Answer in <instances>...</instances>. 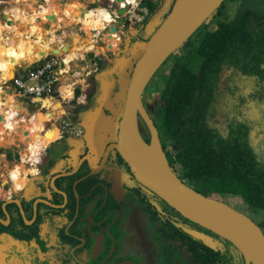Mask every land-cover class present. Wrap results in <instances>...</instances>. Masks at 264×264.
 <instances>
[{
  "label": "flooded vegetation",
  "instance_id": "obj_1",
  "mask_svg": "<svg viewBox=\"0 0 264 264\" xmlns=\"http://www.w3.org/2000/svg\"><path fill=\"white\" fill-rule=\"evenodd\" d=\"M162 2L139 3L126 16L128 29L115 22L118 50L130 57L137 43L150 41L175 0ZM197 32L199 39L185 59L187 52L177 51ZM193 55L201 58L198 69L189 64ZM181 68L198 82L195 139L203 140L206 149L196 143L194 169L182 157L185 147L180 159V148L163 132L162 106L155 116L145 103L147 93L161 86L163 105L166 82ZM98 95L86 93L83 104L66 110L75 134L54 127L56 136L45 141L38 161L29 160L25 174L20 172L23 155L16 154L19 175L12 170L0 179V264H247L230 241L186 218L138 180L114 146L118 132L115 139L111 134L91 137L85 125L90 112L111 114L105 107L99 110ZM142 96L177 176L247 214L264 233V0H223L158 67ZM138 116L142 136L150 142V129ZM183 125L181 119V131ZM189 231L211 237L216 248Z\"/></svg>",
  "mask_w": 264,
  "mask_h": 264
},
{
  "label": "water",
  "instance_id": "obj_2",
  "mask_svg": "<svg viewBox=\"0 0 264 264\" xmlns=\"http://www.w3.org/2000/svg\"><path fill=\"white\" fill-rule=\"evenodd\" d=\"M117 1H123L125 6H118L117 20H119L115 22L118 25L125 24V29H128L130 20L126 19V16L131 13L129 9L132 5L127 0ZM136 1L145 2V0ZM222 2L223 0H175L174 3L172 2L171 11L144 49L138 44L132 48L135 61L124 54V58L117 59L113 66L99 73L101 84L97 105L100 110L105 107L111 114L105 113V116L101 112V114L93 115L90 118L91 123H85V125H88L91 136L98 137H102V133L107 131L114 135V130L117 128L118 142L114 146L127 160L140 182L152 187L186 218L230 241L245 257L247 264H264V233L261 227L247 214L223 201L194 190L177 176L169 165L158 130L142 100L143 91L153 73L221 6ZM163 4L164 0L161 5ZM93 5L97 6L98 2H94ZM136 9L133 12L137 11ZM6 15L5 12L0 15L2 20H7ZM50 18L55 17L53 15ZM115 22L109 26L108 32L117 31ZM139 50L142 51L138 53ZM139 57L140 60H137ZM24 65L26 68L31 66L28 63ZM129 69L130 75L132 73L131 77H129ZM113 74H118L119 77H113ZM12 78L8 85L2 84L4 90L9 93L16 90ZM108 78H110L109 81ZM118 85L121 87V92L116 99L114 93ZM121 96L122 98L119 99ZM139 113L150 129V142L144 139L140 131ZM1 120L3 116L0 114ZM102 121L106 123L104 131L98 128ZM104 135V137L108 136V134ZM191 233L210 247L216 248V243L211 237L196 231Z\"/></svg>",
  "mask_w": 264,
  "mask_h": 264
},
{
  "label": "bare ground",
  "instance_id": "obj_3",
  "mask_svg": "<svg viewBox=\"0 0 264 264\" xmlns=\"http://www.w3.org/2000/svg\"><path fill=\"white\" fill-rule=\"evenodd\" d=\"M17 2L24 4V6H21L19 4L14 6V19H12L13 21L10 23L12 25L10 29L13 32L10 34V36H8L7 39H4L2 33H0V54H8L15 48L20 50L24 54L26 52V54L28 55L30 52V46H40L44 49L46 55L51 52L58 53V55L61 56L63 55L64 62L68 65V67H70L71 63L76 58H78V56L83 55L87 52L89 48L85 46L83 41H77V48L73 49L71 45L72 42H58L59 39L57 40L58 36L55 34V31H52L53 29L50 30L45 26L46 23L50 21L54 24L59 25V21L55 20L56 16H58L57 18L60 19V23L68 21L72 24L73 22L71 21H75L76 24H79L86 21L87 18H93V15L90 16L89 12H84L83 8L79 6L78 3L67 6L66 10L62 12L61 6L58 5V3L56 4L54 2H51L50 0L47 5H40L41 7L37 6L38 4L35 0H17ZM100 12L101 13H97V15H94L93 21L95 23V26L97 24L99 25L103 19L111 21V16L107 12V10L100 9ZM53 15L55 18H50V16ZM2 25L3 23L0 16V27H2ZM95 26L93 27V29H95ZM23 31H26L24 35H22ZM43 33H45V37L41 35ZM109 33L111 34L110 37H112L113 34L116 33V36L120 38L118 32ZM57 42L58 46L55 45V43ZM75 42L76 41H74L73 39V44H75ZM93 43L96 44L94 40ZM116 46H119V44L116 43ZM95 52L97 54L100 53L99 50H96ZM1 57L3 58V56ZM31 62L34 61L32 60ZM62 92L64 93V96L69 97L72 95V90L67 86L63 87ZM6 93V97H4L3 101L0 102V114L3 116V120L0 121V146H9L11 144H15L16 142H21L26 145V148L24 147L25 150L22 154L23 158L26 160H34L33 158H35L36 155L40 153V150L43 149L40 148L41 138L39 134L41 125L38 123V121H36L37 119H34V117H32L31 119H28L27 117L20 118L19 115L20 113H23L24 107H22V105L19 104L15 99H12L11 101L8 100L6 103L4 100H6L8 96H11L13 94L7 91ZM4 94L5 93H0V100L2 98V95ZM44 102L45 106L50 108L54 100L50 101L46 99V101L44 100ZM26 165L27 164H25V160H22L20 168L23 170L20 171L21 174H25ZM18 166L19 163H16L13 167L17 168ZM13 171L14 173H17L19 175L18 171H16L15 169H13Z\"/></svg>",
  "mask_w": 264,
  "mask_h": 264
},
{
  "label": "rangeland",
  "instance_id": "obj_4",
  "mask_svg": "<svg viewBox=\"0 0 264 264\" xmlns=\"http://www.w3.org/2000/svg\"><path fill=\"white\" fill-rule=\"evenodd\" d=\"M8 1V0H7ZM10 1V0H9ZM35 1H37V3L39 2L38 0H35ZM43 2L45 1V0H42ZM58 1V0H57ZM74 0H72V2H73ZM79 1V0H78ZM1 2V1H0ZM66 1H62V2H60L61 3V6L63 7V5H64V3H65ZM102 2V1H101ZM75 3H78L77 1L75 2ZM79 3H80V5L83 7L85 4L83 3V2H81V1H79ZM78 3V4H79ZM4 6H5V4H3V2H2V4L0 3V13L2 14L3 13V9H4ZM65 7V6H64ZM85 10H86V5H85V7H84V9H83V11L85 12ZM87 11V10H86ZM1 21H4V20H2L1 19ZM209 21V20H208ZM208 21H207V24H208ZM71 22H73V24L72 23H69L68 21H66V22H63V24H61V23H59V25L58 24H54L53 22H47L46 23V28H48V29H50V30H52V31H55V34L58 36V38L59 37H61V36H66V37H64V40L66 41V43L67 42H71V40H72V43H71V45H72V47H74L73 49H76L77 48V44H76V42H75V44H73V39H74V41H79V40H85L86 41V45H88V43H92L91 45H90V47H89V49L87 50V52H91V51H96V50H99L100 51V53L98 54V55H96V58H101V60L100 61H102V63L100 64L99 63V66L97 67L94 63H95V61H88V64L86 63V62H84V63H80L79 62V60H81L82 59V57L81 56H83V55H85V54H83V55H81V56H78V58H81V59H75L76 61H75V63H78V64H86V66H87V68H88V71H81V70H79L80 69V67L79 66H75V65H73L72 67H70V69H68V72H69V74H66L65 76H62V78H61V87H62V89H63V87H65V86H67V87H69V89H71L72 91L73 90H75L76 91V88L78 87V86H81V88H82V93H81V95L78 97V99H76V102H74L73 100H74V98H75V91H74V93L72 92V96H64V94H61V93H59V95H58V97L57 96H55V98L57 97V99L61 102L62 101V105H63V108L65 109V110H69L70 108H73V107H77V106H79V105H81V104H83L82 103V101L83 100H85V95H86V93L87 94H92L94 91H99L100 90V75H99V73L102 71V70H105L106 68H108V67H110L111 65L113 66L114 65V63L116 62V60L117 59H122V58H124L123 56H124V53H122L123 51H125V50H122L119 54H114V55H112L111 54V52H109L108 50H112L113 51V48H116V47H118V46H116V45H114V39L115 38H118L115 34H113V36L112 37H110L111 36V34H108V37H106V40L108 41V45L106 46V45H104V39H101V38H99L98 39V42H99V47L98 48H92V47H94L96 44H94L93 43V39L91 38V37H88V35H91V36H93V34L94 33H87V32H84V30L82 29V27L81 26H74V24H76V22L75 21H71ZM83 23V22H82ZM82 23H79L78 25H80V24H82ZM61 24V25H60ZM107 27H109V26H106L105 27V29L107 28ZM204 28V27H203ZM203 28H201V30L203 29ZM200 30V31H201ZM199 31V30H198ZM199 31V32H200ZM199 32H197V33H195L180 49H178V51H177V53L178 52H180V51H186L187 52V57L185 58V59H189V57L191 56V50L194 48V46H195V44H196V41H198V39H199V36H200V34H199ZM4 33V34H3ZM3 33H2V36L3 35H5V37H7V35L8 34H11L12 33V31H11V29H10V31H9V29L7 28V26H4L3 27ZM26 33V31H23L22 32V35H24ZM42 36H44L45 37V33H43V34H41ZM102 37H104V36H102ZM58 38H57V40H58ZM29 39V38H28ZM119 39V38H118ZM62 42V40H60V38H59V40H58V42ZM58 42L57 43H55V45L56 46H58ZM118 43L120 44V39L118 40ZM141 48H143L144 49V47H145V45H146V43H142V42H140V43H137ZM110 46H112V47H110ZM40 48H42V47H39V48H34V47H32V48H29V50H30V52H29V56H31V55H33V53H35V54H38L39 55V49ZM13 50H15V52H17L18 51V49H13ZM42 50V49H41ZM117 50V49H116ZM115 53H117V52H119V50L116 52V51H114ZM52 53V52H51ZM176 53V54H177ZM53 54H55V53H53ZM56 54H58V53H56ZM132 55L130 56V58L132 57V59L131 60H133V61H135L134 60V52H132L131 53ZM1 55V54H0ZM25 55H27L26 54V52H25ZM88 55V54H87ZM89 56H91V57H93L94 56V54L93 53H91ZM126 57H128L127 55H125ZM194 56V55H193ZM172 58V57H171ZM12 60V58H10V56L8 57H5V56H3V58L0 56V68H2V67H5V62H6V60L7 61H9V60ZM18 59H14L13 61H14V63L17 61ZM34 62H35V59L33 60ZM34 62H30L29 64H32V63H34ZM201 62V58H199V57H197V56H194V57H192L191 59H190V65H191V67H193V69H198V66H199V63ZM10 63V62H9ZM35 64H36V62H35ZM9 66H10V64H8ZM24 64H22V66H23ZM34 65V64H33ZM16 70H18V67H16L15 68V71ZM162 70V68L157 72V74L155 75V76H157L159 73H160V71ZM129 71H130V69L128 70V73H129ZM87 72H88V74H87ZM90 72V73H89ZM20 74H22V73H19L18 75H20ZM119 77V75L118 74H113V77ZM110 77V76H109ZM129 77H130V73H129ZM108 81L110 80V78H108L107 79ZM154 82H152L151 83V86H152V84H153ZM161 85H163V82H162V84ZM164 86V85H163ZM6 88V87H5ZM61 89V90H62ZM155 89V88H154ZM153 89V90H154ZM160 89H161V86H159L158 88H156L155 89V92H148L147 93V96L145 97V103L148 105V107L152 110V113L155 115V116H157V114H158V108L159 107H161L162 106V101H160V97L158 96V93L160 92ZM121 90V87L118 85L117 87H116V93H114V96H115V98L117 99L118 98V93L119 92H121L120 91ZM6 91V90H5ZM63 93V92H62ZM61 95V96H60ZM122 98V96L121 97H119V99H121ZM19 100H21V101H23V103H24V105L26 106V107H29V103H30V100L29 99H27V98H21V99H19ZM53 104L54 105H56V101H54L53 102ZM34 105V104H33ZM31 106L30 108H28L29 109V114H32V113H34V112H36V111H38V110H40V108H38V106L37 105H35V106ZM63 108H60V107H58L57 109H58V116H56L57 118H56V120L57 119H59L60 118V115L61 114H63V112H64V110H63ZM100 110V109H99ZM101 112L102 111H100L99 113L97 112V113H93V111H91L90 112V114H89V117L91 118V117H93V114H94V116L95 115H98V114H101ZM43 113V114H42ZM47 114V111H45V110H42V112H40V120H39V122H40V124H41V132H40V134H39V136H40V138L42 137V135H48L49 134V132H48V130L47 129H49L48 127H46L45 128V131H44V133L42 134V127L43 126H46V123H48V120H47V118H46V116H45V114ZM57 115V114H56ZM76 116V115H75ZM77 117V116H76ZM63 118V117H62ZM56 120L54 121L53 120V124H55V125H57L58 123L56 122ZM87 124H89V123H91L90 122V119H88L87 120V122H86ZM50 124V123H49ZM53 124H50V126L51 125H53ZM48 125V124H47ZM49 126V125H48ZM54 126V125H53ZM56 127V126H55ZM105 127H106V123H105V121H102V123L101 124H99V126H98V128H100L101 130H103L104 131V129H105ZM57 128L59 129V127L57 126ZM117 131H118V129L116 128V130H115V132H114V135L113 134H111V132H109V131H107V133H102V137H98V136H95V135H92L91 137H98V138H105L104 136V134H111V139H115L116 138V133H117ZM39 136H38V138H39ZM45 138L44 137H42V140L43 141H45L44 140ZM56 145H58V144H53L52 145V148H55V146ZM10 146V147H9ZM9 146H0V179H3V177H9L8 176V172L10 171V169L11 170H13V164L16 162V160L14 159V156L16 155V154H18V155H20V154H23V151L25 150V148H26V145L25 144H23V143H21V142H16L15 144H11V145H9ZM25 147V148H24ZM101 150V149H100ZM50 152H52V149H50ZM9 153V159L8 160H6V158L5 157H3L4 155H7ZM19 162H22V161H19ZM19 162H16V163H19ZM15 163V164H16ZM14 164V165H15ZM10 176H12V174L10 175Z\"/></svg>",
  "mask_w": 264,
  "mask_h": 264
},
{
  "label": "crops",
  "instance_id": "obj_5",
  "mask_svg": "<svg viewBox=\"0 0 264 264\" xmlns=\"http://www.w3.org/2000/svg\"><path fill=\"white\" fill-rule=\"evenodd\" d=\"M1 2V4H2V2H3V4H5V6H4V9H3V12H5L7 15H6V21H2V23H3V25H2V27H0V33H3V27L4 26H7V28L9 29V31H10V28H11V22L13 21L12 19H14V6H16L17 4H19V5H21V6H24V4H22V3H19V2H17V0L15 1V0H0ZM39 2L37 3L38 5V7H41L42 6V4L44 5H47L48 3H49V0H45L44 2L42 1V0H38ZM51 2H54V3H58V5H60L61 6V3L60 2H62V1H66L65 3H64V5H63V7L61 6V11L63 12V11H65L66 10V7L67 6H70V5H72V4H74L76 1L79 3V1H81V2H83L85 5H86V12H89V15L90 16H92L93 18H87V20L86 21H84L82 24H80V25H78V24H74V26L76 25V26H81L82 27V29L84 30V32H89V33H94L93 34V36H91V35H88V37H91L95 42H96V44H99V42H98V39L99 38H101V39H104V45H108V41L106 40V37L103 35V28H105V26H110V25H112L114 22H112L113 21V16H112V14H111V12H110V10L111 9H109L108 10V8H109V6H110V4H111V0H74L73 2H72V0H50ZM98 1V5L97 6H94L93 5V3L94 2H97ZM102 1V2H101ZM40 3V4H39ZM41 5V6H40ZM85 5L82 7L81 5H80V3H79V6H81L83 9H84V7H85ZM65 6V7H64ZM12 8V9H11ZM100 9H105V10H107V12L110 14V16H111V21H107L106 19H103L102 20V22L98 25H96L95 26V23H94V15H97V13H101L100 12ZM89 10V11H88ZM11 13V14H10ZM0 15H1V13H0ZM9 16V17H8ZM58 16H56V19L55 20H57V21H59V23H60V19L59 18H57ZM11 18V19H10ZM2 19V18H1ZM93 21V22H92ZM87 22V23H86ZM91 22V23H90ZM61 24H63V23H61ZM60 24V25H61ZM92 25V26H91ZM95 26V29H93V27ZM13 32V31H12ZM109 33V32H108ZM4 34V33H3ZM110 34V33H109ZM8 36H10V34H8L7 35V37H5V35H3V37H4V39H7L8 38ZM102 36H104V37H102ZM64 37H66L65 35L64 36H61V37H59V38H61L60 40H62V42L63 43H66V41L64 40ZM107 37H108V34H107ZM58 38V39H59ZM118 38H115L114 39V42L115 43H118ZM81 41H83L84 42V44H85V46L87 47V48H89L90 47V43H88V45H86L87 43H86V41L85 40H81ZM71 42H72V40H71ZM71 42H67V43H71ZM76 44H77V41H76ZM119 44V43H118ZM109 46V45H108ZM32 47H34V48H39L40 46H30V48H32ZM99 47V45H95L94 47H92V48H98ZM74 48V47H73ZM118 48L119 47H116V48H113V50L114 51H118ZM42 49V50H41ZM117 49V50H116ZM119 52H121V50H119ZM91 53H93L94 54V56L93 57H91V56H89ZM115 53V52H114ZM88 54V55H87ZM116 54H118V52L116 53ZM96 55H98L96 52H94V51H91V52H86V54L85 55H83V56H81L82 57V59L81 58H76V59H81V60H79V62L80 63H84V62H86L87 64H88V61H95L96 60ZM1 56H5V57H9L10 56V58H12V60L10 59L9 61H7L6 60V62H5V67H2V68H0V93H5L4 95H2V98H1V100H0V102H2L3 101V98L4 97H6V91L4 90V87H3V83L5 84V85H8L9 84V81H10V79L12 78V76L14 75H18L19 73H22V74H20V75H23L24 74V72H26V71H28V70H30V68H31V66H33V64H35V62L37 61V60H39L40 58H42V57H44V56H46V54H45V52H44V49L43 48H40L39 49V55L38 54H35V53H33V55H31V56H29V55H25L23 52H21L20 50H18L17 52H15V50H13L12 52H10V53H8V54H1ZM61 58H62V60L64 59V57H63V55L61 56V55H59ZM14 59H18L15 63H14ZM35 59V62L34 63H32L31 64V66L29 67V68H26V66L25 65H23L22 66V64H24V63H30L32 60H34ZM75 61L76 60H74L72 63H71V66L70 67H72L73 65H75V66H79L80 67V69L79 70H81L82 72L83 71H88V68H87V66H86V64H78V63H75ZM10 62V63H9ZM63 62H64V60H63ZM65 63V62H64ZM8 64H10V66L8 65ZM66 64V63H65ZM66 70L67 69H70V67H68V65L66 64ZM16 67H18V70H16L15 71V68ZM73 91H75V90H73ZM72 91V92H73ZM74 93V92H73ZM62 94H64V93H62ZM72 96V95H71ZM9 97H11V98H9ZM66 97V96H65ZM21 98H23V97H21V96H19L17 93H16V91H14L13 92V94L11 95V96H8V98L6 99V100H4L6 103H7V101L8 100H12V99H15L19 104H21L22 105V107H24V110H23V113H20V115H19V117L20 118H23V117H27L28 119H31L32 117H34V119L36 120V121H38V123L40 124V122H39V120H40V112H42V110H43V107H47V106H45V102H44V100L46 101V99L47 100H54V101H56V105H54V104H52V106L50 107V108H48L47 109V114H45V116H46V118H47V120H48V123H46V126H43L42 127V134L44 133V131H45V128L46 127H48L49 129H47L48 130V132H49V134L48 135H42V137H44L45 139V141H47L49 138H51V137H54V136H56V132H55V130H54V127L55 126H57V125H55V124H53L52 122H53V120L55 121L56 120V116H58V107H60V108H63V103H62V101L60 102L57 98H55V99H53V98H51V97H46V98H44L42 101H40V102H31L30 101V103H29V107H26L25 105H24V103H23V101H21V100H19V99H21ZM34 104V105H33ZM35 106V105H37L38 106V108H40V110H38V111H36V112H34V113H32V114H29V109L28 108H30L31 106ZM63 110H64V112H63V114H61L60 116H62V117H64V116H66V110L63 108ZM27 112V113H26ZM27 115H26V114ZM43 114V113H42ZM57 114V115H56ZM31 115V116H30ZM53 124V125H51L50 126V124ZM49 126H48V125ZM41 125V124H40ZM40 131H41V129H40ZM42 137H41V140H40V148H43L44 149V145H45V141H43L42 140ZM43 149H41L40 150V153L43 151ZM3 157H5V155L3 156ZM13 166H14V164H13ZM28 167V164L26 165V168ZM13 169H15V168H13ZM10 171H12L11 169H10Z\"/></svg>",
  "mask_w": 264,
  "mask_h": 264
},
{
  "label": "trees",
  "instance_id": "obj_6",
  "mask_svg": "<svg viewBox=\"0 0 264 264\" xmlns=\"http://www.w3.org/2000/svg\"><path fill=\"white\" fill-rule=\"evenodd\" d=\"M116 35V34H115ZM208 37L205 39L207 40ZM101 64L102 61H99ZM36 64L31 66L30 70L35 69ZM183 69H179L176 75L171 76L162 91L161 98L164 102L160 110V126L165 133L167 139L172 140L180 148L185 147L183 159L188 162L190 167L194 169L196 164L195 145H198L205 150V143L203 140L196 141L195 137V123H196V107L194 89L198 83L189 75L182 74ZM27 72V71H26ZM24 72V73H26ZM82 93L81 86H78L75 91L74 102ZM181 117V118H180ZM181 119L184 123L181 131ZM198 139V138H197ZM200 142L203 144L200 145ZM187 146V147H186ZM201 150V149H200ZM201 150L202 152H205ZM17 157L19 155L17 154ZM258 200H255L257 202Z\"/></svg>",
  "mask_w": 264,
  "mask_h": 264
},
{
  "label": "built area",
  "instance_id": "obj_7",
  "mask_svg": "<svg viewBox=\"0 0 264 264\" xmlns=\"http://www.w3.org/2000/svg\"><path fill=\"white\" fill-rule=\"evenodd\" d=\"M111 4L108 8L111 9L113 21L115 22L118 18L117 8L118 6H125V3L118 2L117 0H111ZM129 3L130 0H127ZM138 2L134 5L131 3L129 12H133L138 7ZM109 26V25H108ZM106 27V26H105ZM105 30V28H103ZM66 64L58 54L49 53L48 55L40 58L36 61L35 69L28 70L23 75H15L12 78L16 93L29 99L31 102H40L46 97L55 99L59 93L62 94L61 78L66 74H69L68 69L66 70ZM14 92V91H13ZM74 92V91H73ZM61 96V95H60ZM56 97V98H57ZM47 107H43V110L47 111ZM57 126L64 128L68 134H75L74 126L69 120H66L65 116L56 120ZM38 154L36 155V161H38ZM25 160V164H31L29 160H26L21 156V160Z\"/></svg>",
  "mask_w": 264,
  "mask_h": 264
},
{
  "label": "clouds",
  "instance_id": "obj_8",
  "mask_svg": "<svg viewBox=\"0 0 264 264\" xmlns=\"http://www.w3.org/2000/svg\"><path fill=\"white\" fill-rule=\"evenodd\" d=\"M131 3H133L134 5L136 4V0H130Z\"/></svg>",
  "mask_w": 264,
  "mask_h": 264
}]
</instances>
